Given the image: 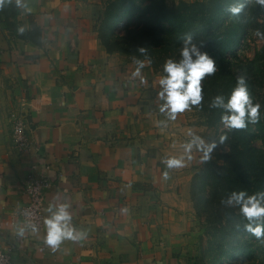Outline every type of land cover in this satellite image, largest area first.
I'll list each match as a JSON object with an SVG mask.
<instances>
[{
  "label": "crops",
  "instance_id": "crops-1",
  "mask_svg": "<svg viewBox=\"0 0 264 264\" xmlns=\"http://www.w3.org/2000/svg\"><path fill=\"white\" fill-rule=\"evenodd\" d=\"M4 1L19 8L13 27L0 22V246L12 263L206 264L190 180L208 143L184 112H160L164 75L106 51L94 30L102 0ZM20 99L30 138L22 152L10 117ZM170 157L182 166L167 167ZM32 173L51 181L45 219L66 205L80 239L53 249L45 223L29 230L13 215Z\"/></svg>",
  "mask_w": 264,
  "mask_h": 264
},
{
  "label": "trees",
  "instance_id": "trees-1",
  "mask_svg": "<svg viewBox=\"0 0 264 264\" xmlns=\"http://www.w3.org/2000/svg\"><path fill=\"white\" fill-rule=\"evenodd\" d=\"M240 5L239 13L229 11ZM18 12L16 1L1 2L0 22L13 27ZM94 30L108 53L147 60L163 75L167 59H181L179 50L186 37H191V44L202 45L200 51L214 60L217 71L201 81L203 100L191 108L207 127L217 129L221 115L229 114L212 107L213 98L223 96L226 103L237 78L243 77L251 102L260 105L258 119L250 122L246 111L244 128L224 125L210 137L213 156L221 162L204 159L196 166L190 195L202 228L200 260L264 264V232L257 237L245 227L259 224L264 229V217L247 219L234 195L244 192L245 199L256 195L264 205V6L257 0H181L171 7L165 0H102ZM253 34L261 43L251 47ZM251 48L253 54L248 56Z\"/></svg>",
  "mask_w": 264,
  "mask_h": 264
},
{
  "label": "clouds",
  "instance_id": "clouds-1",
  "mask_svg": "<svg viewBox=\"0 0 264 264\" xmlns=\"http://www.w3.org/2000/svg\"><path fill=\"white\" fill-rule=\"evenodd\" d=\"M259 4L264 6V0H257ZM243 5L230 7L229 11L233 14L239 13ZM197 45L191 44V37L185 38L184 46L179 50L180 60L172 58L167 59L163 65V71L166 75L162 76L159 84L162 90L158 93L159 97L164 101L160 106V112L166 113L169 120H175L178 113H183L185 110H190L191 106L201 105L203 100V89L201 81L205 76L214 74L217 69L214 60L206 53L200 51ZM141 52L145 49L141 48ZM139 67H143V62H137ZM139 67L134 71L133 75H139ZM212 107H221L227 110L229 114L221 115V122L229 129H240L246 126L245 114L250 122L255 123L258 119L259 104H253L250 100L247 87L243 77H238L236 86L227 97V102H224L223 96L213 98ZM191 135V133H189ZM225 137H221L223 140ZM200 139L194 137V140ZM200 146H203V140H200ZM191 149L192 144L187 145ZM205 160L209 158L208 153L211 151V146L204 149ZM167 167H181L182 160L176 158H168L165 161ZM238 203H240V211L250 221L254 218L264 217V205L261 200L257 199L256 195L248 196L245 199V193L240 192L234 194ZM264 195V194H262ZM51 210V206L50 209ZM71 215L67 211L66 205L56 206V211L50 218H46V235L45 243L55 249L64 240H77L82 234H77L71 226ZM246 229L260 237L264 229L261 225L252 227L251 224L245 226Z\"/></svg>",
  "mask_w": 264,
  "mask_h": 264
},
{
  "label": "built area",
  "instance_id": "built-area-1",
  "mask_svg": "<svg viewBox=\"0 0 264 264\" xmlns=\"http://www.w3.org/2000/svg\"><path fill=\"white\" fill-rule=\"evenodd\" d=\"M25 107L26 100L20 99L17 110L10 114L12 122L11 141L14 149L18 152L25 151L30 147V138L25 127ZM50 185L51 181L44 173H32L27 178L25 190L28 199L13 212V215L20 218L29 230H39L44 226L45 192ZM0 264H13L11 248L0 246Z\"/></svg>",
  "mask_w": 264,
  "mask_h": 264
},
{
  "label": "rangeland",
  "instance_id": "rangeland-1",
  "mask_svg": "<svg viewBox=\"0 0 264 264\" xmlns=\"http://www.w3.org/2000/svg\"><path fill=\"white\" fill-rule=\"evenodd\" d=\"M179 1H181V0H165V2H166V4L168 5V6H175ZM183 1H193V0H183ZM249 43H250V46L251 47H253L255 44H260L261 43V40L259 39V37H258V35L257 34H253L252 35V38L250 39V41H249ZM253 54V48H251V49H249L248 51H247V55L248 56H251ZM1 77H2V75H1V69H0V91H1V89H2V84H1ZM14 100V99H13ZM184 115H185V119H186V122L188 123V124H190V125H196V126H198L199 128L200 127H202V128H204V129H202V130H200V129H197V131H199V133H203V136L206 138V140H207V143H208V146H211V142H210V137L211 136H213V135H218V133H219V131L223 128V126H224V124L223 123H220L219 125H218V127H217V129L216 128H214V127H207L206 125H204V124H201V123H199V116H198V112H197V110H195V109H193V108H190V110H185L184 111ZM185 140L187 141V142H192V139H191V136H186L185 137ZM255 143H257V144H259V141H255ZM193 146H196V144L195 145H193ZM207 146V147H208ZM219 149V148H218ZM215 149H213L212 147H211V151L208 153V155L210 156V158L209 159H214V160H216L217 162H221V160H217L216 158H215V156H213V154L215 153ZM212 156V157H211ZM200 165V164H199ZM195 169H196V166H194V167H192V174H193V172L195 171ZM192 178V177H191ZM190 182H191V180H190ZM200 230L202 231V228H200Z\"/></svg>",
  "mask_w": 264,
  "mask_h": 264
}]
</instances>
